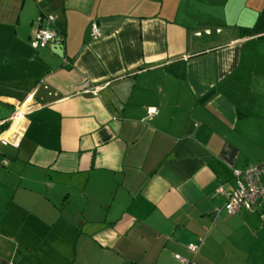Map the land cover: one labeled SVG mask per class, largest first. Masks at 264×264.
<instances>
[{
	"label": "crops",
	"instance_id": "obj_1",
	"mask_svg": "<svg viewBox=\"0 0 264 264\" xmlns=\"http://www.w3.org/2000/svg\"><path fill=\"white\" fill-rule=\"evenodd\" d=\"M27 103L0 264H264V197L219 190L264 159V0H0V121Z\"/></svg>",
	"mask_w": 264,
	"mask_h": 264
},
{
	"label": "built area",
	"instance_id": "obj_2",
	"mask_svg": "<svg viewBox=\"0 0 264 264\" xmlns=\"http://www.w3.org/2000/svg\"><path fill=\"white\" fill-rule=\"evenodd\" d=\"M90 31L92 38H98L101 35L98 24L95 21L91 23ZM57 37L58 35L55 30L41 27L33 34L30 45L33 48L43 47L55 41V39H59ZM96 88L94 87L93 89L95 90ZM28 106V103L19 106L15 114L8 120V127L0 131L1 144H11L14 147H18L21 131L25 123V112ZM155 113L156 107L148 108L150 117ZM8 121H0V125H4ZM8 132L10 134L6 135ZM233 175L236 179L234 189L225 190L223 187L219 188L220 192L226 195L224 207L230 215L237 213L240 208L249 209L254 207L264 197V159L256 163H251L243 169H234ZM188 248L190 251L195 252L197 245L190 243ZM179 259L183 264H190V261L183 257L179 256Z\"/></svg>",
	"mask_w": 264,
	"mask_h": 264
},
{
	"label": "rangeland",
	"instance_id": "obj_3",
	"mask_svg": "<svg viewBox=\"0 0 264 264\" xmlns=\"http://www.w3.org/2000/svg\"><path fill=\"white\" fill-rule=\"evenodd\" d=\"M3 145L0 143V148ZM9 159H2L1 161V165H6V163L8 162ZM15 161V160H14ZM11 161V162H14ZM30 172L28 170L25 171H21L20 176H23L25 178L22 179V177L16 175V176H10V178H14L18 181H22L19 182L21 184L20 189H17L16 187H10V186H0V228H3L2 230H5L7 228H12L11 226L13 225L14 227L17 225V223H13V221H10L9 223H5L6 222V217L4 215L5 211H9V216L12 215V209H15L17 207L16 204H20V207L17 209L18 212L21 211L22 208V203L26 202L27 204H32L31 200L27 201L24 196L26 194H29V189H25L24 187H29L30 185V181L28 178H26V175L29 174ZM24 183H26V186L24 185ZM24 186V187H23ZM11 190L16 192V195H14L15 193H13ZM36 190L38 191V193H42L43 190L42 188H36ZM34 191V190H33ZM1 232V231H0ZM0 238H2V236L0 235Z\"/></svg>",
	"mask_w": 264,
	"mask_h": 264
},
{
	"label": "water",
	"instance_id": "obj_4",
	"mask_svg": "<svg viewBox=\"0 0 264 264\" xmlns=\"http://www.w3.org/2000/svg\"><path fill=\"white\" fill-rule=\"evenodd\" d=\"M58 41L59 39H56V42L53 44V49L57 54H60V52H63V48Z\"/></svg>",
	"mask_w": 264,
	"mask_h": 264
},
{
	"label": "trees",
	"instance_id": "obj_5",
	"mask_svg": "<svg viewBox=\"0 0 264 264\" xmlns=\"http://www.w3.org/2000/svg\"><path fill=\"white\" fill-rule=\"evenodd\" d=\"M233 177H234V186H233L231 189H234L235 184H236L235 176L233 175ZM231 189H228V190H231ZM225 190H226V189H225ZM223 195H224V197H225V202H226V195H225L224 193H223ZM225 202H224V204H225ZM252 208H253V207H252ZM252 208H249V209H247V210H250V209H252ZM223 209H224V211L226 212L224 205H223ZM242 209H245V208H240V209L238 210V212L241 211ZM238 212H237V213H238ZM237 213H235V214H237ZM226 214H228V213L226 212ZM228 215H230V214H228ZM231 215H234V214H231ZM262 215H264V214H262Z\"/></svg>",
	"mask_w": 264,
	"mask_h": 264
}]
</instances>
